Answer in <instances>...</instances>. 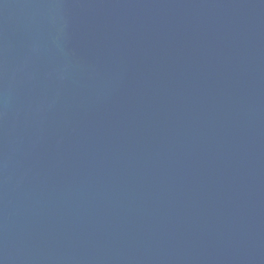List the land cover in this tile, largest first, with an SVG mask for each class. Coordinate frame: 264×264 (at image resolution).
Wrapping results in <instances>:
<instances>
[{
    "label": "water",
    "instance_id": "water-1",
    "mask_svg": "<svg viewBox=\"0 0 264 264\" xmlns=\"http://www.w3.org/2000/svg\"><path fill=\"white\" fill-rule=\"evenodd\" d=\"M0 264H264V0H0Z\"/></svg>",
    "mask_w": 264,
    "mask_h": 264
}]
</instances>
